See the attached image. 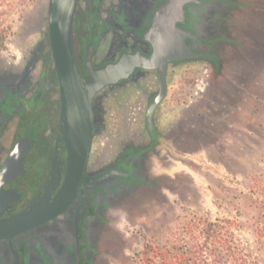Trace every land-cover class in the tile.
Masks as SVG:
<instances>
[{
    "label": "flooded vegetation",
    "instance_id": "1",
    "mask_svg": "<svg viewBox=\"0 0 264 264\" xmlns=\"http://www.w3.org/2000/svg\"><path fill=\"white\" fill-rule=\"evenodd\" d=\"M164 1L77 0L72 45L79 72L89 82L108 66L111 79L103 78L92 96L95 129L86 181L73 197L68 198L66 189L61 191L69 148L60 124L47 4L33 19L30 33L35 38L24 48V56L19 61L0 59V220L32 208L35 214L47 213L22 231L0 235V264H100L101 258H108L105 244L114 229V212L124 209L130 195L156 187L155 160L169 167L172 150L184 151L181 141L197 130L195 124L192 129L186 126L189 116L181 113L167 129L158 124L172 70L205 63L218 80H243L240 70L254 55V3L188 0L176 25L193 35L184 41L196 55L166 62L165 92L148 125L146 113L160 92L161 70L141 65L131 55L153 52L146 32ZM236 17L246 21L236 23ZM136 93L142 104L129 105ZM211 93L220 102L228 91L214 88ZM19 145L24 149L21 159Z\"/></svg>",
    "mask_w": 264,
    "mask_h": 264
},
{
    "label": "rangeland",
    "instance_id": "2",
    "mask_svg": "<svg viewBox=\"0 0 264 264\" xmlns=\"http://www.w3.org/2000/svg\"><path fill=\"white\" fill-rule=\"evenodd\" d=\"M46 4L47 0L1 3L4 43L0 59L19 61L24 56V48L35 38L30 33L33 19ZM241 21L246 17L235 19ZM245 68L240 70L243 80L238 78L237 83L232 78L216 79L205 63L172 70L169 92L157 112L158 124L167 129L181 113L190 118L186 126L195 124L197 130L181 141L184 151L172 150L173 157H167L169 167L155 158L156 187L130 195L124 209L114 212L111 244H105L110 254L100 264H135L133 256L146 239L159 245L187 240L186 227L196 217L234 220L236 238L254 254V226L260 216L254 176L264 179V78L254 61ZM214 88L227 90V96L218 102L211 93ZM136 95L129 105L142 101ZM261 257L264 262V254Z\"/></svg>",
    "mask_w": 264,
    "mask_h": 264
},
{
    "label": "water",
    "instance_id": "3",
    "mask_svg": "<svg viewBox=\"0 0 264 264\" xmlns=\"http://www.w3.org/2000/svg\"><path fill=\"white\" fill-rule=\"evenodd\" d=\"M188 0H165L159 5L153 22L146 32L153 46L149 55H131L144 66H156L161 70L159 94L151 101L146 113V121L152 122V112L165 92L163 75L167 61L194 57L185 36L193 35L176 25L183 17V4ZM77 0H47L49 42L57 71L61 101V130L69 148L68 166L61 191L67 190L68 198L79 192L86 181L85 168L89 157L95 126L92 120V96L100 87L103 78L108 77L110 67L95 72L93 79L84 81L81 76L72 45V20ZM107 80V79H106ZM23 147L19 145L17 154L21 159ZM114 173H119L117 170ZM125 175V173H123ZM53 183L57 179L51 180ZM47 213L23 211L13 217L0 220V235H11L22 231L46 218Z\"/></svg>",
    "mask_w": 264,
    "mask_h": 264
},
{
    "label": "trees",
    "instance_id": "4",
    "mask_svg": "<svg viewBox=\"0 0 264 264\" xmlns=\"http://www.w3.org/2000/svg\"><path fill=\"white\" fill-rule=\"evenodd\" d=\"M5 0H0L4 3ZM5 4L10 5L8 2ZM4 13L0 11V15ZM4 33L0 28V46ZM254 194L259 218L254 226V254L245 249L234 230L236 223L229 218H194L183 232L187 240L164 245L146 239L135 253V264H264V179L254 176Z\"/></svg>",
    "mask_w": 264,
    "mask_h": 264
},
{
    "label": "crops",
    "instance_id": "5",
    "mask_svg": "<svg viewBox=\"0 0 264 264\" xmlns=\"http://www.w3.org/2000/svg\"><path fill=\"white\" fill-rule=\"evenodd\" d=\"M243 1L254 3V43L251 44V46L254 44V55H253L254 58L252 57L251 61H254V64L258 66V68L260 69L259 71L262 70L261 77L264 78V65H263L264 64V0H243ZM256 70L257 69L255 67L254 80H257L255 74L257 72ZM213 124L214 123L211 122L209 124V128H212Z\"/></svg>",
    "mask_w": 264,
    "mask_h": 264
}]
</instances>
